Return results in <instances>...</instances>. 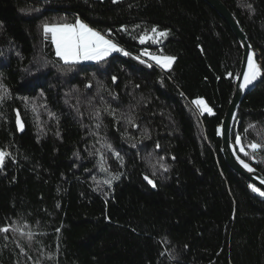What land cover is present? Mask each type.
I'll return each instance as SVG.
<instances>
[{
    "label": "trees",
    "instance_id": "obj_1",
    "mask_svg": "<svg viewBox=\"0 0 264 264\" xmlns=\"http://www.w3.org/2000/svg\"><path fill=\"white\" fill-rule=\"evenodd\" d=\"M221 1L264 72V0ZM76 18L129 55L63 63L43 25ZM153 27L167 36L140 44ZM143 53L175 57L172 69ZM241 61L203 0H0V149L11 154L0 227L32 233H0V264H264V196L227 166L218 136ZM237 135L249 152L264 143V79L239 109L234 144ZM236 148L264 175V150L251 159Z\"/></svg>",
    "mask_w": 264,
    "mask_h": 264
},
{
    "label": "snow or ice",
    "instance_id": "obj_2",
    "mask_svg": "<svg viewBox=\"0 0 264 264\" xmlns=\"http://www.w3.org/2000/svg\"><path fill=\"white\" fill-rule=\"evenodd\" d=\"M113 2L115 3L117 2V0H113ZM248 7H251V5H248ZM43 32L46 39L50 34L51 42L55 45V55L60 58V60H62L65 64L80 63L82 61L99 62L105 60L113 52H123L124 55H129L128 52H125L113 40L106 38V36L100 31H97L93 27H90L89 24L85 23L79 18H76L73 23H45L43 25ZM166 36L167 32L159 31L156 27H153L150 34L146 32L143 36H141L140 42L144 43L146 37L155 38ZM254 55L255 53L247 58V70L242 74V83L240 84L241 89H246L261 74L260 66L253 59ZM137 59H139V57H137ZM152 59H154L156 64L160 65L161 67L170 68L172 62L175 60V57L153 56ZM141 62L144 63V61ZM229 75L232 74L230 73ZM240 78V76H237V79ZM112 79L113 81H115L116 77H113ZM0 87H2V85H0ZM5 94H7L6 90ZM3 99L4 96H0V101H3ZM194 103L200 106L202 112L213 114L212 108H210L204 100L197 99L194 101ZM109 115L115 116V110H109ZM16 123L22 130L23 122L20 118L19 112H17L16 115ZM129 123L134 124V121L130 119ZM97 127L99 128L100 125L97 124ZM254 127L255 125L253 124L248 125V128ZM248 128H246L245 131H247ZM222 134H226V129L222 131ZM235 144L239 145L240 152H242L245 156L250 157L251 159H255V154L261 150H264V143L252 141L247 145V148L251 149V152L247 151L245 145L242 143V138L240 135L236 136ZM107 147L110 150L112 149V146L110 144H108ZM133 147H135V144H133ZM156 147L159 148V144H157ZM10 155V153H7L6 151L0 149V167H3L5 158ZM115 156L118 159L122 160L119 152H115ZM237 160L249 173H253L256 171L249 163L245 162L243 159H240L239 156H237ZM160 167L164 168L165 171L168 170L167 166L163 164H161ZM101 170L107 171V169L104 168L103 164H101ZM153 175H155V172H153ZM118 178V176L114 177V179ZM144 179L153 187H156L155 182L147 175H145ZM105 183L111 184V180H107L105 181ZM260 183L264 185V179H261ZM249 187L253 192L258 193L260 196H264V191H262L261 188L257 187L255 184H250ZM56 231L58 232L59 229H57ZM15 232H19L21 236H26L29 241H31L32 239L31 232H25L23 228L17 227L16 225L9 223L0 227V233L5 234L4 239H8L7 234ZM21 250L23 251V249Z\"/></svg>",
    "mask_w": 264,
    "mask_h": 264
},
{
    "label": "water",
    "instance_id": "obj_3",
    "mask_svg": "<svg viewBox=\"0 0 264 264\" xmlns=\"http://www.w3.org/2000/svg\"><path fill=\"white\" fill-rule=\"evenodd\" d=\"M41 2H48L53 0H36ZM207 5H209L231 28L232 32L239 41L240 47L242 49V61L239 72L237 76H240V79H235L234 81V91L230 103L226 109L224 117L221 121V124L218 129V136L221 141V153L227 164V166L236 174L242 176L250 184H255L257 187L261 188L264 191V185L260 183L261 179H264V175L256 170L253 173H249L246 169L237 160L239 156L237 152L236 145L232 140L233 131L237 122L239 109L245 99V97L253 91L264 79V72L261 65L258 62V56L253 50L252 46L249 43L248 37L245 32L240 27L237 19L231 13V11L225 6L221 0H203ZM255 53L253 56L254 61L260 66L261 74L257 77L252 84H250L246 89H241L240 84L242 83V74L247 70V58ZM226 129V134H222V131ZM240 157V156H239ZM240 159H242L240 157ZM145 182L149 184L146 180ZM153 187L151 184H149ZM154 188V187H153Z\"/></svg>",
    "mask_w": 264,
    "mask_h": 264
},
{
    "label": "rangeland",
    "instance_id": "obj_4",
    "mask_svg": "<svg viewBox=\"0 0 264 264\" xmlns=\"http://www.w3.org/2000/svg\"><path fill=\"white\" fill-rule=\"evenodd\" d=\"M119 1H122V0H117V2H119ZM161 38H162V37H155V38H147V37H146L144 43H141L140 40H139V43L142 44V45H145V44L150 43V42L158 43V41H159ZM53 47H54V44H53ZM54 51H55V47H54ZM115 53H116V52H113L112 54H115ZM112 54H111V55H112ZM111 55H110V56H111ZM153 56H159V55H152V54H149V53H143V57H144V58H146V59H148L149 61H151L152 63L156 64L155 60L152 59ZM56 57H57V56H56ZM57 58H58V57H57ZM58 59H59V58H58ZM61 61H62V60H61ZM62 62H63V61H62ZM96 62H97V61H82V62H80V63H70V64H85V63H96ZM63 63H64V62H63ZM173 64H174V61L172 62L170 68H164V67H161V66L158 65V64H156V65L159 66V67L162 69V71H164V72H168V71H170V70L172 69ZM205 103H206V102H205ZM195 105H196V104H195ZM196 106L199 108L201 114H203V115H204V114H209V113H207V112H202L200 106H198V105H196ZM209 115H211V114H209Z\"/></svg>",
    "mask_w": 264,
    "mask_h": 264
},
{
    "label": "crops",
    "instance_id": "obj_5",
    "mask_svg": "<svg viewBox=\"0 0 264 264\" xmlns=\"http://www.w3.org/2000/svg\"><path fill=\"white\" fill-rule=\"evenodd\" d=\"M54 47H55V45H54ZM60 59V58H59Z\"/></svg>",
    "mask_w": 264,
    "mask_h": 264
}]
</instances>
